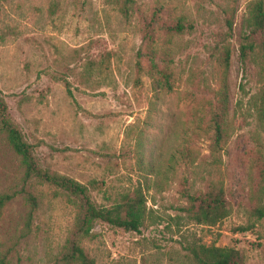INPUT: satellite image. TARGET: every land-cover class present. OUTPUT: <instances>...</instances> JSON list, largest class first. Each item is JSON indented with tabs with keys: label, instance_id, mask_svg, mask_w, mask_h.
<instances>
[{
	"label": "rangeland",
	"instance_id": "1",
	"mask_svg": "<svg viewBox=\"0 0 264 264\" xmlns=\"http://www.w3.org/2000/svg\"><path fill=\"white\" fill-rule=\"evenodd\" d=\"M250 1L132 0L124 18L114 0H0V94L36 166L86 186L95 207L135 189L145 200L137 232L93 223L94 237L81 246L94 264H192L199 246L264 264V218L249 216L245 181L256 143L264 150V65L242 71L237 59ZM178 16L191 29L167 42ZM227 17L230 136L211 154L205 123L221 82L212 50ZM147 42L170 51L169 92L147 73ZM182 142L195 154L187 163L177 154ZM21 178L0 134V193L15 192L0 216L1 249L7 264H52L75 208L53 187ZM208 180L222 184L228 214L197 225L181 211L179 190L202 192ZM25 193L37 201L29 220Z\"/></svg>",
	"mask_w": 264,
	"mask_h": 264
},
{
	"label": "trees",
	"instance_id": "2",
	"mask_svg": "<svg viewBox=\"0 0 264 264\" xmlns=\"http://www.w3.org/2000/svg\"><path fill=\"white\" fill-rule=\"evenodd\" d=\"M132 0H114L117 12L127 18L132 11ZM185 18L178 16L166 27L167 42L170 38L190 30L191 24H184ZM225 31L213 47V59L220 69L221 82L214 92L213 106L209 110L205 123V134L208 149L211 154L217 153L230 136L228 120V94L225 77L229 67V47L227 39L231 37V17L224 18ZM238 46L237 59L242 71L251 65H264V1L252 0L246 5V16L243 31ZM147 42L145 52L151 60L148 74L153 78L158 76L156 85L159 90L169 92L171 89L170 70L171 54L169 49L156 50ZM155 61V63L153 62ZM159 66V68H157ZM157 68V70H155ZM264 98V84H262ZM199 127V126H197ZM204 131V130H203ZM0 134L9 149L18 157L22 168V181L34 179L39 184L53 187L54 193L65 195L67 201L75 208L74 219L70 230L64 239L62 248L52 264H94L93 259L85 252L81 243L94 237L91 233L95 221L107 224L113 228L137 232L142 224L145 212V200L139 189H135L124 200L109 207H95L89 197L86 186L59 174L40 170L33 158L31 146L24 140L19 128L10 121L6 104L0 94ZM179 158L184 162L194 159L192 150L186 143L177 148ZM245 181L248 188V198L251 207L249 216L255 220L264 218V150L257 142L245 169ZM202 192L190 193L185 187L179 190L180 198L185 202L181 208L186 217L197 225L212 226L228 214L224 199L222 184L215 181H205ZM28 204L27 220L37 207V201L31 194L25 193ZM15 192L0 193V216L3 208L14 197ZM239 231H245L239 228ZM192 264H243L238 252L233 248L214 246H199L190 249ZM7 251L0 246V264H7Z\"/></svg>",
	"mask_w": 264,
	"mask_h": 264
}]
</instances>
